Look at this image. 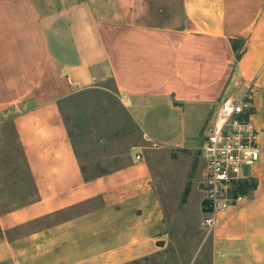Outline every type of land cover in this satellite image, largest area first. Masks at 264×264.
<instances>
[{
	"label": "crops",
	"instance_id": "obj_1",
	"mask_svg": "<svg viewBox=\"0 0 264 264\" xmlns=\"http://www.w3.org/2000/svg\"><path fill=\"white\" fill-rule=\"evenodd\" d=\"M109 79L142 138L88 175L62 104ZM251 84L256 186L218 214L212 264H264V0H0V124L35 188L0 209V264H129L173 243L172 226H202L201 146Z\"/></svg>",
	"mask_w": 264,
	"mask_h": 264
},
{
	"label": "rangeland",
	"instance_id": "obj_2",
	"mask_svg": "<svg viewBox=\"0 0 264 264\" xmlns=\"http://www.w3.org/2000/svg\"><path fill=\"white\" fill-rule=\"evenodd\" d=\"M57 1L38 0L42 11L53 8ZM62 110L88 175L119 165L128 147L142 138L110 79L75 92L63 102ZM34 198L35 188L16 132L10 122L2 123L0 209L15 208ZM171 236L173 243L165 250L129 264H212V232L206 226H172Z\"/></svg>",
	"mask_w": 264,
	"mask_h": 264
},
{
	"label": "built area",
	"instance_id": "obj_3",
	"mask_svg": "<svg viewBox=\"0 0 264 264\" xmlns=\"http://www.w3.org/2000/svg\"><path fill=\"white\" fill-rule=\"evenodd\" d=\"M253 86L220 102L201 146L207 161L202 226L211 232L218 214L243 199L239 191L240 183L245 180L243 170L260 158L261 129L251 118Z\"/></svg>",
	"mask_w": 264,
	"mask_h": 264
},
{
	"label": "trees",
	"instance_id": "obj_4",
	"mask_svg": "<svg viewBox=\"0 0 264 264\" xmlns=\"http://www.w3.org/2000/svg\"><path fill=\"white\" fill-rule=\"evenodd\" d=\"M256 186V182L250 179L244 180L240 183L239 191L243 195L248 193L251 189H253Z\"/></svg>",
	"mask_w": 264,
	"mask_h": 264
}]
</instances>
